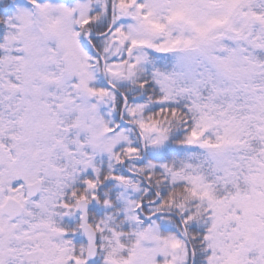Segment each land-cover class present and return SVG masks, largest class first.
<instances>
[{
	"label": "snow or ice",
	"instance_id": "1",
	"mask_svg": "<svg viewBox=\"0 0 264 264\" xmlns=\"http://www.w3.org/2000/svg\"><path fill=\"white\" fill-rule=\"evenodd\" d=\"M0 264H264V0H0Z\"/></svg>",
	"mask_w": 264,
	"mask_h": 264
}]
</instances>
